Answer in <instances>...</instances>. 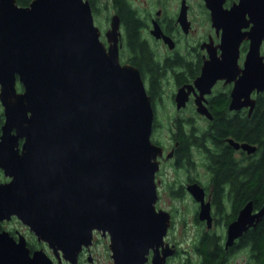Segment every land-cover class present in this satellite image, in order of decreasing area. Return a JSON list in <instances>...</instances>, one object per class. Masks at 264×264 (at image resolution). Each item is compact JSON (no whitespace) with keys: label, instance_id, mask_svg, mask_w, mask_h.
<instances>
[{"label":"flooded vegetation","instance_id":"obj_1","mask_svg":"<svg viewBox=\"0 0 264 264\" xmlns=\"http://www.w3.org/2000/svg\"><path fill=\"white\" fill-rule=\"evenodd\" d=\"M31 1L15 0L18 6ZM88 1L95 24V15L108 11L107 26L96 24L106 46L116 17L119 61L138 68L150 98V139L160 148L155 216L143 234L115 241L112 228L93 226L71 248L54 249L10 214L0 218V231L13 241L0 255L14 261L21 255L22 264H264L254 236L264 220V213L257 217L264 197L240 195L264 155V131L250 134L256 117H264V0ZM121 3L132 13L144 50L129 43ZM210 5L223 9L218 24ZM15 87L23 89L18 77ZM224 122L235 127L227 130ZM242 122L248 132L237 128ZM224 157L232 172L222 175ZM10 179L0 167V182Z\"/></svg>","mask_w":264,"mask_h":264},{"label":"water","instance_id":"obj_2","mask_svg":"<svg viewBox=\"0 0 264 264\" xmlns=\"http://www.w3.org/2000/svg\"><path fill=\"white\" fill-rule=\"evenodd\" d=\"M210 6L218 24L223 9ZM115 20L106 46L88 0H0V167L11 176L0 182V218L15 214L54 249L93 226L115 241L143 234L155 216L152 107L138 68L119 61ZM11 241L0 231V252ZM12 258L0 264L23 263Z\"/></svg>","mask_w":264,"mask_h":264},{"label":"trees","instance_id":"obj_3","mask_svg":"<svg viewBox=\"0 0 264 264\" xmlns=\"http://www.w3.org/2000/svg\"><path fill=\"white\" fill-rule=\"evenodd\" d=\"M121 13L125 20L128 19L127 22H128V35H129L130 45H132L133 43L137 44L138 46L141 45V47L143 46L142 49L144 50L145 48L144 45L137 43V39L135 35L136 23L134 21V18L132 17V13H130L129 10L125 8V6L122 3H121ZM222 107H223L222 104H219L216 106L217 109H222ZM2 118H3V115L2 113H0V121ZM254 121H255L254 123L256 124V127L255 129H253V131L251 130L252 133L250 132V134L259 135L260 133L264 131V117L262 116L256 117ZM223 124L225 126V129L227 130H229V128L232 129L235 127V125L233 126L231 124H228L227 122H224ZM237 128L240 130L241 133L248 132L246 126L244 125V122L240 123ZM228 160H229L228 157L226 158L224 157V166L220 168L221 170L220 173L222 175L230 174V172H232L231 171L232 168L229 167ZM250 174H251V178L249 181H246L244 183V186L242 188L240 195L242 198H244L246 194L253 193L256 196V199H260L264 197V155H263V159L259 162V164L253 170H251ZM254 236H255V241L257 243V246L260 249V252L264 254V220H262L261 224L254 231Z\"/></svg>","mask_w":264,"mask_h":264},{"label":"rangeland","instance_id":"obj_4","mask_svg":"<svg viewBox=\"0 0 264 264\" xmlns=\"http://www.w3.org/2000/svg\"><path fill=\"white\" fill-rule=\"evenodd\" d=\"M107 12L108 11L105 10L102 13L97 14L98 16L95 15L96 24H99V26H101L102 28H105L107 26V21L105 19Z\"/></svg>","mask_w":264,"mask_h":264}]
</instances>
